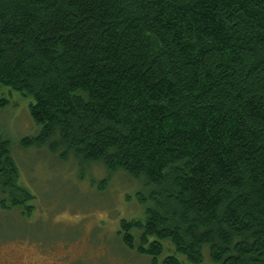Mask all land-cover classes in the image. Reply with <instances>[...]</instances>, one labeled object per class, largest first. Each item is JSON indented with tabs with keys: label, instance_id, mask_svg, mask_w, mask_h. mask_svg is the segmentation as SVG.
<instances>
[{
	"label": "trees",
	"instance_id": "1",
	"mask_svg": "<svg viewBox=\"0 0 264 264\" xmlns=\"http://www.w3.org/2000/svg\"><path fill=\"white\" fill-rule=\"evenodd\" d=\"M4 87L32 99L21 146L142 185L124 246L264 264V0H0ZM33 198L0 129V209Z\"/></svg>",
	"mask_w": 264,
	"mask_h": 264
},
{
	"label": "rangeland",
	"instance_id": "2",
	"mask_svg": "<svg viewBox=\"0 0 264 264\" xmlns=\"http://www.w3.org/2000/svg\"><path fill=\"white\" fill-rule=\"evenodd\" d=\"M1 91L8 104L0 108V129L10 140L19 182L34 198L28 202L29 214L22 213L24 208L0 209V261L26 264L28 257L31 264H151L117 235L121 219L141 216L143 205L134 192L142 185L122 170L108 172L100 162L83 163L72 156L61 160L47 146H21L22 138L38 131L28 111L32 99L12 88ZM35 242L67 252L71 260H54L34 249ZM208 263L204 257L203 264Z\"/></svg>",
	"mask_w": 264,
	"mask_h": 264
},
{
	"label": "flooded vegetation",
	"instance_id": "3",
	"mask_svg": "<svg viewBox=\"0 0 264 264\" xmlns=\"http://www.w3.org/2000/svg\"><path fill=\"white\" fill-rule=\"evenodd\" d=\"M23 213V212H22ZM35 243H37V242H35ZM32 247L34 248V249H37L38 251H44V253H48L49 255H51V257L54 259V260H64V261H70L71 260V257H69V259H67V257H68V253L67 252H63V253H57V252H55V249H53V246H50V247H48V248H42L41 246H39V243H37V245L36 244H33L32 245ZM42 249H40V248ZM49 259H51L49 256H47ZM73 258V257H72ZM32 259L33 258H28V257H26L25 259H24V263H26V264H29V262H30V264L33 262L32 261ZM26 260H27V262H26ZM54 260H53V262H54ZM14 263L13 262V260H8V261H6V260H2V261H0V263ZM55 263V262H54Z\"/></svg>",
	"mask_w": 264,
	"mask_h": 264
}]
</instances>
